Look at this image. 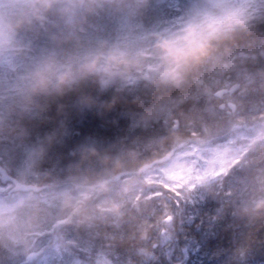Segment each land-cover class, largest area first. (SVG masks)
Instances as JSON below:
<instances>
[{
  "label": "rangeland",
  "instance_id": "1",
  "mask_svg": "<svg viewBox=\"0 0 264 264\" xmlns=\"http://www.w3.org/2000/svg\"><path fill=\"white\" fill-rule=\"evenodd\" d=\"M73 5V0H0V126L10 119L11 105L29 109L27 97L42 78L70 82L81 73H96L102 89L113 83L134 86L140 82L175 87L182 58L172 59L161 53L156 47L159 39L178 36L193 23L204 42L246 25L264 11V0H135L120 11L111 37L103 38L98 45L92 40L80 42V50L65 63L45 56L43 49L21 46L23 37L12 27L14 19L21 18L27 27L36 22L41 25L44 18L40 7L69 12ZM256 55L239 54L231 59V65L264 59V51ZM190 75L191 85L183 94L170 97L158 87L147 106L142 107L140 100L128 126L151 135L147 148L166 144L168 154L139 170L123 167L114 177L111 163L102 168L101 181L112 178L122 191L110 202L104 198L103 203L117 210L134 205L139 198L136 187L141 183L171 191L188 205L217 208L216 202H226L235 208L241 205L244 212L251 210L253 217H264V109L246 99L263 88L264 71H235L232 85L241 87L237 95L241 97H232L230 106L214 99L217 91L209 95L208 86L219 82V72L213 66L193 70ZM245 87L250 89L242 96ZM89 101L81 99L80 107L94 106ZM178 108L176 114L181 120L174 119L173 130L168 128L169 121ZM69 131L66 127L56 131L55 139ZM50 139L33 135L18 143L17 150L22 158L34 160L41 150L36 147L43 149L53 141ZM245 168V173L235 176ZM25 174L14 171L18 181L0 167V240L7 253L3 264H82L69 248L72 244L65 242L70 234L64 227L96 196L97 189L88 187L90 191L78 189L72 193L65 188L74 183L70 176L57 182L59 190L29 188L21 184ZM76 182V186L83 184L82 180ZM257 209L260 213L255 215ZM231 260L230 264H235L234 257ZM237 264L264 262L241 259Z\"/></svg>",
  "mask_w": 264,
  "mask_h": 264
},
{
  "label": "trees",
  "instance_id": "2",
  "mask_svg": "<svg viewBox=\"0 0 264 264\" xmlns=\"http://www.w3.org/2000/svg\"><path fill=\"white\" fill-rule=\"evenodd\" d=\"M134 1L73 0L69 12L40 7L44 18L41 25L36 22L27 27L19 17L11 24L23 37L21 46L43 49L45 56L65 63L80 50V42L92 40L98 45L103 38L111 37V30L121 18L120 11ZM203 43L202 54L182 58L175 87L140 82L134 86L113 83L102 89L98 74L81 73L70 82L39 79L27 97L29 109L10 106L11 117L0 126V167L10 178L19 181L13 174L20 170L26 173L22 185L54 191L59 190L60 179L70 176L74 183L65 185L66 190L98 191L64 227L70 234L65 242L72 244L69 248L82 264H230L232 257L235 264L241 259L264 262V217H253L251 210L245 213L241 206L235 208L226 202H216L217 208L210 204L192 206L171 191L141 183L136 187L139 198L134 205L117 210L103 203L104 198L110 202L122 191L112 178L101 181L102 168L111 163L114 177L123 167L139 170L168 154L166 144L147 148L151 135L128 126L140 100L142 107L147 106L158 87L170 97L183 94L191 85L193 70L213 66L219 72V82L207 88L210 96L226 88L227 76L233 81L235 71H264V59L231 65V59L239 54L257 56L264 51V11L246 25L216 34ZM219 83L223 85L217 86ZM261 85L264 90V80ZM248 89H242L243 93ZM262 89L246 99L264 109ZM83 98L94 106L81 108ZM174 119L180 122L181 117L174 115L168 128ZM64 127L70 131L55 139V132ZM37 134L54 142L43 149L36 147L41 150L34 160L22 158L18 143ZM80 180L82 185H74ZM85 212H90L87 217ZM259 213L255 210V215ZM6 254L0 240V264Z\"/></svg>",
  "mask_w": 264,
  "mask_h": 264
},
{
  "label": "clouds",
  "instance_id": "3",
  "mask_svg": "<svg viewBox=\"0 0 264 264\" xmlns=\"http://www.w3.org/2000/svg\"><path fill=\"white\" fill-rule=\"evenodd\" d=\"M214 27V25L209 26L208 30L211 31ZM156 47L161 53L172 59L190 58L198 56L205 51L200 29L193 23L187 24L183 32L178 36L159 39Z\"/></svg>",
  "mask_w": 264,
  "mask_h": 264
},
{
  "label": "flooded vegetation",
  "instance_id": "4",
  "mask_svg": "<svg viewBox=\"0 0 264 264\" xmlns=\"http://www.w3.org/2000/svg\"><path fill=\"white\" fill-rule=\"evenodd\" d=\"M227 81H228L227 82V87L224 88L223 90L221 89V90H218L217 91V92H220L219 95H216V93L213 94V97H214V99L216 101H223L225 105H227V104L229 105V102L228 101H230V99H232V97L235 96L236 98H239L237 95L239 94V91L241 90L240 89L241 87H239L238 85H237V87L235 89H233V86H234V85H232L233 84L232 83L233 81H229V76H227ZM228 83H229V85H228ZM172 128L174 130L176 127L175 128L172 127Z\"/></svg>",
  "mask_w": 264,
  "mask_h": 264
},
{
  "label": "bare ground",
  "instance_id": "5",
  "mask_svg": "<svg viewBox=\"0 0 264 264\" xmlns=\"http://www.w3.org/2000/svg\"><path fill=\"white\" fill-rule=\"evenodd\" d=\"M230 106V105H229ZM28 153H30V152H28ZM251 167H253L252 165H251ZM243 172L245 173L246 172V168L244 169V171H242V172H238V173H236V175L235 176H237V175H239V174H243ZM228 177H231V174L228 176ZM232 178V177H231ZM230 178V179H231ZM230 199V198H229ZM233 199H231L230 201H232ZM234 201V200H233ZM235 202V201H234ZM241 206V205H240ZM239 207V206H238ZM242 207V206H241ZM240 207V208H241ZM242 210H244L243 208H241ZM245 213H249V212H245Z\"/></svg>",
  "mask_w": 264,
  "mask_h": 264
},
{
  "label": "water",
  "instance_id": "6",
  "mask_svg": "<svg viewBox=\"0 0 264 264\" xmlns=\"http://www.w3.org/2000/svg\"><path fill=\"white\" fill-rule=\"evenodd\" d=\"M236 87H237V85H234V86H233V89H235ZM219 94H220V92H217V93H216V95H219Z\"/></svg>",
  "mask_w": 264,
  "mask_h": 264
}]
</instances>
